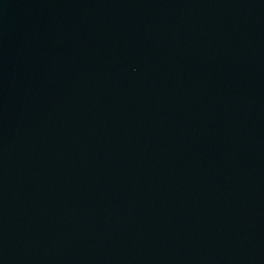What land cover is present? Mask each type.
Returning <instances> with one entry per match:
<instances>
[{"label":"water","instance_id":"water-1","mask_svg":"<svg viewBox=\"0 0 264 264\" xmlns=\"http://www.w3.org/2000/svg\"><path fill=\"white\" fill-rule=\"evenodd\" d=\"M0 264H264V0H0Z\"/></svg>","mask_w":264,"mask_h":264}]
</instances>
